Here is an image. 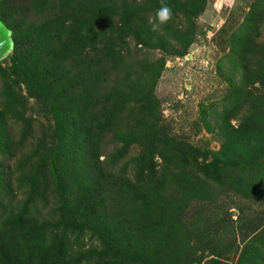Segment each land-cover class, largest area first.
<instances>
[{
  "label": "trees",
  "instance_id": "obj_1",
  "mask_svg": "<svg viewBox=\"0 0 264 264\" xmlns=\"http://www.w3.org/2000/svg\"><path fill=\"white\" fill-rule=\"evenodd\" d=\"M209 1L0 0V264H264V0L210 38L216 148L155 93Z\"/></svg>",
  "mask_w": 264,
  "mask_h": 264
},
{
  "label": "rangeland",
  "instance_id": "obj_2",
  "mask_svg": "<svg viewBox=\"0 0 264 264\" xmlns=\"http://www.w3.org/2000/svg\"><path fill=\"white\" fill-rule=\"evenodd\" d=\"M243 2L245 0H210L197 17V21L206 26L205 35L198 36L184 56L166 58L155 86V93L162 101V113L172 128L192 140L209 138L212 148L217 147L212 117L207 116L209 128L196 119L198 105L218 100L225 89L215 67L220 52L210 38L224 21L227 9ZM262 36L264 38V33ZM195 120L197 126L193 124Z\"/></svg>",
  "mask_w": 264,
  "mask_h": 264
},
{
  "label": "clouds",
  "instance_id": "obj_3",
  "mask_svg": "<svg viewBox=\"0 0 264 264\" xmlns=\"http://www.w3.org/2000/svg\"><path fill=\"white\" fill-rule=\"evenodd\" d=\"M171 17V8L167 4L162 3L156 10L155 15L149 18V24L153 26V30L155 31L158 27L166 24Z\"/></svg>",
  "mask_w": 264,
  "mask_h": 264
},
{
  "label": "water",
  "instance_id": "obj_4",
  "mask_svg": "<svg viewBox=\"0 0 264 264\" xmlns=\"http://www.w3.org/2000/svg\"><path fill=\"white\" fill-rule=\"evenodd\" d=\"M12 42L10 39V31L4 26L0 20V59L3 58L11 49Z\"/></svg>",
  "mask_w": 264,
  "mask_h": 264
}]
</instances>
